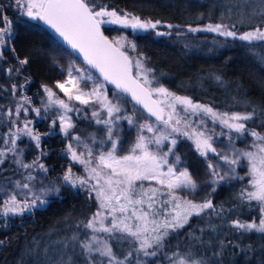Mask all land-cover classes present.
Here are the masks:
<instances>
[{"label":"trees","instance_id":"obj_1","mask_svg":"<svg viewBox=\"0 0 264 264\" xmlns=\"http://www.w3.org/2000/svg\"><path fill=\"white\" fill-rule=\"evenodd\" d=\"M14 3L15 0H0V18L7 16L12 30L7 47L0 49V80L6 79L10 85H16L15 96L21 99L26 96L32 107L41 108L40 117L35 112H29L26 118L23 112L20 114L17 126L24 118L31 119L32 127L41 134L40 148L31 145L26 149L25 144L23 148L29 149L30 153L37 151L34 154L39 155L53 179L62 177L70 167L81 175L79 165L72 163L67 155L66 141L57 123L55 128L52 127L54 113L62 110L43 111L47 98L43 85L56 92L55 82L66 75L68 60L74 56L39 22L20 16ZM98 3L145 20L161 21L156 30L135 34L127 31L126 34L136 45V51L130 48L126 51L133 62L141 55L146 58L144 63L153 69L157 78L154 86L162 85L176 95L189 97L194 103L208 105L217 112L252 113L255 109L253 118L245 123L264 134V40L248 42L188 31L189 27L209 23L227 25L237 35L257 28L264 31L262 0H98ZM101 28L107 37H115L121 31L118 26ZM156 31L170 35L157 36ZM22 59L29 63L21 65ZM107 91L112 97L116 93L108 88ZM58 96L62 98L60 94ZM123 100V112L133 123L121 119L115 123L113 133L127 145L136 124L149 117L131 101L124 97ZM75 107L82 111L70 112L75 124L73 133L86 141L103 140V127L94 124L81 106ZM7 126V120H4L0 123V131ZM50 132L51 135H46ZM180 138L172 153L174 159L180 158L178 167L188 169L197 179L204 178L208 171L205 158L192 142ZM248 140L247 136L235 138V143L246 145ZM42 152L45 154L41 155ZM246 172L247 167H241L237 173L243 179H225L213 186L201 183L195 192L178 190V195H187L197 203L211 200L215 212L208 209L199 216L193 215L182 228L170 231L163 241L164 248L156 257L139 258L143 264H169L166 254L170 256L177 251L182 254L191 251L195 258L203 259L207 264H264V233L242 232L232 227L235 220L249 223L260 219L257 202L252 201L250 206L246 199H240L242 189L248 187ZM61 192L43 207L34 208L20 217H10L6 225L0 218V264H51L61 256L65 261L70 258L72 264H86L79 241L91 235L84 224L99 210L96 193L87 186L82 190L78 185L76 188L64 187ZM74 235L77 237L75 242L71 240ZM102 235L113 247L127 245L126 236L116 239L114 237L121 235L100 232Z\"/></svg>","mask_w":264,"mask_h":264},{"label":"snow or ice","instance_id":"obj_2","mask_svg":"<svg viewBox=\"0 0 264 264\" xmlns=\"http://www.w3.org/2000/svg\"><path fill=\"white\" fill-rule=\"evenodd\" d=\"M15 5L22 15L31 20L42 21L73 52L79 53L90 69H95L99 73V77H96L90 71L70 67L66 79L56 81L54 86L64 93L68 102L60 98L52 87L43 85L47 96L43 111L48 113L57 108L62 110L54 113L52 127L55 128L58 120L60 133L69 140L67 153L74 163L84 166L85 175H74L70 167L63 175L62 182L73 188L77 185L87 186L88 189L95 191L99 202V210L84 224V227L93 233L104 232L109 235L118 231L123 235L114 238L131 237L138 244V247H133L121 258L106 241L98 239L95 235L89 236L86 240L79 241L82 254L88 258V264H130L133 252L137 253L136 264H143L139 255L156 257L164 248L163 241L170 231L182 228L193 215L199 216L208 209L215 212L214 205L209 199L197 203L187 195L177 194L178 190L182 189L195 192L198 186L187 170L179 171L177 174L175 166L168 160L177 144L173 134L192 140L197 152L206 160L210 161L208 153L211 152L229 166L223 168L219 163L211 161L208 163V168L212 170L213 183H219L226 178L243 179L244 177L236 175L235 166L242 161L247 162L248 187L242 189L240 199H246L250 206L252 201H256L260 219L258 223L255 219L249 223L235 220L232 221V227L242 232L264 233V134L249 128L245 123L253 118L255 109L252 113L217 112L208 105L194 103L189 97L176 95L162 85L154 86L157 78L153 75V69L144 63L146 58L141 55L133 62V58L125 50L130 48L136 51V45L123 36L109 40L101 30L102 25H119L122 28H131L133 33L148 32L150 29L156 30L161 21L145 20L122 10L118 12L110 9L107 4H99L98 0H15ZM261 7L264 11V0ZM0 23L3 24L0 27V47H3L10 42L11 22L7 16H3L0 18ZM166 27L171 28L172 25ZM188 31L212 32L222 37L248 42L264 40V31L259 28L237 35L235 31L229 30L227 25L220 23H209L203 28L189 27ZM156 35L164 36L170 33L156 31ZM19 63L26 65L29 61L22 59ZM17 71L19 72V69ZM100 77L107 84L114 85L119 93L131 95L137 104L145 108L149 116L155 117L158 124L162 125L158 127L150 123L141 124L136 142L130 147L127 155L117 154L118 138L113 139L111 125L121 119H127L129 124L133 121L131 117L122 115V103L125 102L123 97L113 93L115 102L110 100L104 91V84L100 82ZM217 79L219 80V77ZM89 84H91L90 88ZM20 87L23 88V85ZM12 91L15 95L16 85H13ZM71 101L78 102L85 108L91 107V115L95 122L108 126V140L112 145L110 150L100 151L96 155L92 148L84 144L87 158L85 152L77 151L72 141H76L77 145L82 141L79 135L71 132L75 124L68 113H79L82 109L74 107L69 103ZM95 105H99V110ZM21 112L24 117H27L29 112H35L37 117H40L41 108L32 107L31 100L25 96L15 108L16 120L11 119L12 112L7 113L9 131L0 136L2 141L0 165H3L11 154L14 157L12 163L17 169L31 171H27V175L20 173L24 176V180H13L11 177L0 179V218H3L5 225L10 217L23 216L34 208L43 207L48 202L46 199L48 196L58 195L61 190L60 182L44 183L45 177L33 175L37 169L45 174L48 171L45 165L40 163L39 157H36L32 163H27L22 158L23 149L18 148L17 141L21 136H27L35 142L37 148H40L41 134L32 127L31 119L23 120V128L17 126ZM102 112L107 113V118L102 116ZM201 114L211 118L213 124L219 122L222 129L228 130L227 133L220 132L218 135L234 132L239 137L251 136L253 138L249 145L251 150L230 147L231 155L219 151L214 146L213 134L206 129L192 126L195 121H192L190 116L197 117L199 123L204 124ZM0 123H4L3 114H0ZM182 124L183 128H181ZM12 127H16L15 132L11 131ZM145 130L153 133V136L147 137L141 134ZM51 134V132L46 133V135ZM228 139L230 146L234 144L235 138L228 135ZM165 141H168L172 147L160 154V146ZM153 144L156 150L150 148ZM179 159L177 156L176 163H179ZM165 165H168L167 170L163 171ZM37 179L42 181L39 186L36 184ZM92 181H95V184H92ZM143 181H155L160 187H145ZM137 182L141 183L138 185ZM158 204L162 207L157 208ZM105 211L111 216L110 226L104 224L107 218ZM117 213L120 215L117 216ZM71 240L75 242L77 237L74 235ZM64 246L67 247V243ZM47 251L45 249L46 254ZM97 256L101 258L99 261ZM166 259L169 264H207L205 260L195 258L191 251L183 254L177 251L170 256L166 254ZM49 260L51 261V258ZM51 264H72V261L70 258L65 261L61 256L59 260L51 261Z\"/></svg>","mask_w":264,"mask_h":264},{"label":"rangeland","instance_id":"obj_3","mask_svg":"<svg viewBox=\"0 0 264 264\" xmlns=\"http://www.w3.org/2000/svg\"><path fill=\"white\" fill-rule=\"evenodd\" d=\"M15 5V3H14ZM15 8L17 9L18 13L20 16H22L23 18L25 19H28V20H31L29 19L27 16H24L21 14V11L16 7L15 5ZM31 21H35V22H39V20H31ZM3 24L0 23V27H2ZM114 27V26H118L121 31L117 33V35H115V37H109L110 40H113L115 38H120L121 36L123 37H126V40L129 41V38L126 36L127 34V31L128 33L130 34H135L133 33L132 29L131 28H122L120 27L119 25H102L101 27ZM206 25H203L202 27H193V28H203L205 27ZM201 32H204V31H201ZM11 33H12V30H11ZM194 33V32H193ZM208 33H211V34H214L216 36H219L218 34L216 33H212V32H208ZM222 37V36H220ZM7 47V43L5 44V46L3 47H0V49H5ZM127 49V48H126ZM125 49V50H126ZM68 65L66 67V75L63 77L62 80L66 79L67 77V72H68V69L70 67H74V68H80L81 70L83 71H89V69L83 65V63L78 60L77 58L73 57V58H69L68 60ZM91 72V71H90ZM92 73V72H91ZM7 74V73H6ZM78 75V73H76ZM101 82V81H100ZM56 83V82H55ZM102 83V82H101ZM103 84V83H102ZM55 86V85H54ZM91 87V84H89V88ZM12 88H13V85H10L9 82L6 81V79H4L3 81L0 80V114H3V120H7L9 119V117L7 116V113L8 112H12V116H11V119L14 120L16 117V114H15V108L17 106L18 103H21L23 101V99L18 98L17 96L13 95V91H12ZM56 92L58 94L61 95V97L63 99H65L66 102L67 101V97L64 96V93L63 92H60L59 89H56ZM104 91L106 92V94L108 95L109 99L110 100H113V97L111 96V94L107 91V88L104 86ZM157 99H162V97H157ZM47 102V98L45 99V103ZM113 102H115V100H113ZM71 104H73V106L75 107L76 105H79L78 102H75V101H71L69 102ZM81 106L83 109H85L86 111V114H87V117L89 115V117L91 118L90 120L93 121L94 124H97L95 122V119L92 117L91 115V107H88V108H85L84 106L82 105H79ZM123 106H124V103H122V115L124 116H127L124 112H123ZM24 107H28V105H24ZM95 107L97 108V110H99V105H95ZM178 109H179V106H177ZM181 111V114L183 115V112H182V109L180 110ZM190 115V114H189ZM68 116L72 117L70 113H68ZM102 116L107 118V113L106 112H102ZM203 120H204V124H200L197 117L195 116H190V119L192 121H195V123H193V127H199L200 129L202 130H207L210 134H213V143H214V146H216L218 148L219 151L225 153V154H228V155H231V151H230V147L231 148H235V149H241V150H244V149H248V150H251L249 149V145L251 144L252 142V137L251 136H247L249 138L248 142L246 143V145H237L235 142L234 144H232L231 146L229 145V139H228V135H231L233 138H240L238 136V134L236 133H229L228 135H218L220 132H225L227 133L228 130L227 129H222L219 122H216L215 124H213L211 118L209 117H206V116H203V114H201ZM128 117H130L128 115ZM26 118V117H25ZM24 118V119H25ZM23 119V120H24ZM125 120V119H123ZM119 122V121H117ZM145 123H150L152 124L153 126H158V127H162V125H159L157 122L155 121H151L149 118H142L141 121L139 123L136 124V126L134 127L135 131H134V135L131 139V141L129 143H127V145H124L119 139H118V143H117V154L118 155H127L128 154V151L130 149V147L136 142V139H137V135L139 133V126L141 124H145ZM103 127L104 129V132H103V135L105 136L103 140L99 141V142H93V141H89V140H85L83 139L82 137L81 138V141L82 143L77 145V142L76 141H72L73 145L77 148V151L78 152H85V158H87V150L84 148V144H87L90 148H92L94 150V153L96 155L99 154L100 151H107V150H110L111 149V141L108 140V132H107V128L108 126L104 125V124H99ZM115 125V124H114ZM114 125H111L112 128H113V131H114ZM57 126L59 127V121L57 120ZM19 128H23L24 127V124L22 122V124L20 126H18ZM106 128V130H105ZM181 128H183V124L181 125ZM214 130V132H213ZM9 131V126L5 127L2 131H0V136H3L4 133L8 132ZM11 131L15 132L16 131V127H12L11 128ZM71 132L73 133V129H71ZM62 134V133H61ZM74 134V133H73ZM147 137H151L153 136V133H148L146 130L141 133ZM74 135H77V134H74ZM113 135V139H117L118 136L114 133H112ZM62 136L64 137V135L62 134ZM174 138L178 139L180 137L178 136H175V134H173ZM65 138V137H64ZM24 139V140H23ZM180 139H186V140H189L188 138L186 137H183L181 136ZM65 141H66V148H67V145L69 143V140L67 138H65ZM190 142L193 143L192 140H189ZM25 144V147L26 149L27 148H30V146L32 145V147H35V142L31 141L29 137L27 136H21V138L17 141V146L19 149H23V159L25 162L27 163H32V161L36 158V157H39V155L36 153L34 154L35 152L37 151H33L32 153H30V150L28 149V151L23 148V145ZM194 144V143H193ZM0 145H2V141H0ZM195 145V144H194ZM6 147V146H5ZM169 147H172V145L168 142V141H165L163 142V144L160 146V154H162L164 151H167V149ZM150 148H152V150H156V146L153 144V145H150ZM67 152V151H66ZM68 157L70 158V154H68ZM208 157L210 158V161L213 162V163H219L223 168H227L229 167L228 165L224 164V162L222 160L219 159V156L213 154V153H208ZM13 156L11 154L8 155V159L5 161V163L3 165H0V169H3V171H0V179H3V178H6V177H11L13 180H16V179H19V180H24V176L20 175V173H24V175H27V171H31V170H24V169H17L16 165L12 163V160H13ZM71 159V158H70ZM168 160L170 162V164H173L175 166V170H177V174L179 171H184V170H187L189 175L193 178V180L197 183V186L199 187L201 183H204L206 185H211L213 186L215 183H213V176H212V170L208 168V171H207V176H205L204 178L202 179H197L195 177V175H193L192 172H190L188 169H185V168H180L178 167L177 164L179 163H176V158L174 159L173 158V155L170 154L169 157H168ZM209 160H206L205 159V162L206 164H208L210 162ZM40 163H42L40 161ZM72 163H74L72 161ZM74 164H78L79 165V169H80V172H81V175H85V172H84V166L79 164V163H74ZM167 166L168 165H165L162 170L163 171H166L167 170ZM46 167V166H45ZM236 175L238 176V173H237V170L238 169H241V167L243 168H246L247 167V162L246 161H242L241 164L239 165H236ZM68 170V168H67ZM66 170V171H67ZM73 171V170H72ZM74 175H77V176H81L79 173H77L76 171H73ZM65 174V173H64ZM223 174V173H221ZM33 175H36L38 177H45V179L43 180L44 183H48V182H51V181H57V182H60L61 183V189L64 188V187H69L71 188L72 186L71 185H64L63 182H62V177L60 178H51L48 171L47 173H43V172H40L38 169L36 172L33 173ZM228 179V178H226ZM231 180V179H230ZM41 180L40 179H37L36 181V184L37 186H39L41 184ZM92 184H95V181H92L91 182ZM141 182H137V184L139 185ZM145 187H148V186H153V187H157L159 188L160 186L156 184L155 181H143L142 182ZM79 187H81L80 185H78ZM197 187V189H198ZM84 187H81V189L83 190ZM186 191H190V190H186ZM61 190H60V193L58 195H51V196H48L46 199L47 201L50 200V199H54V198H57L60 194H61ZM117 216H119L120 214L117 213L116 214ZM105 216L107 217L105 220H104V224L105 226H110L111 225V216L108 215L107 211H105ZM16 217H20V216H16ZM14 218V217H12ZM93 217H91L92 219ZM90 220V219H89ZM259 221H257L258 223ZM97 227H99V225H97ZM114 233H118L119 235H123L121 234L120 232L116 231ZM89 234H91L90 236L92 235H95L98 239L100 240H103V241H106L108 243V241L102 236H100V232H97V233H93L91 230L89 232ZM114 236V235H113ZM124 237V236H123ZM127 237V236H126ZM127 245H125L126 247H121L120 245H118L117 247H113V244H110L108 243V245L110 247L113 248V251L121 258H123L124 255H126L129 251L132 250L133 247H138V244H136V242L133 240V238L131 237H127ZM143 257L142 254L139 255V258ZM136 258H137V253L133 252V255L132 257L130 258V264H136ZM101 258L99 256H97V260L99 261ZM87 262L86 264H88V258H86Z\"/></svg>","mask_w":264,"mask_h":264},{"label":"water","instance_id":"obj_4","mask_svg":"<svg viewBox=\"0 0 264 264\" xmlns=\"http://www.w3.org/2000/svg\"><path fill=\"white\" fill-rule=\"evenodd\" d=\"M39 24L40 26L49 34L51 35L54 39H56V41L62 45L66 50H68L70 52L71 55H73L75 58H77L78 60H80L83 65H85L89 71H91L96 77H99V73L96 72L95 69H90L89 66L84 62L83 60V57L80 56L79 53L77 52H73L71 48H69L66 44L63 43V41L58 37L56 36V34L51 30L49 29L46 25L43 24L42 21H39ZM102 30V28H101ZM103 32V31H102ZM104 34V33H103ZM105 35V34H104ZM106 36V35H105ZM107 37V36H106ZM109 39V37H107ZM110 40V39H109ZM100 81L104 84V86L108 89H110L111 91H114L116 92L117 94L119 93L116 89H115V86L112 85V84H107L106 82L103 81L102 77H100ZM120 95H122L128 102L131 101L137 108L139 111L145 113L151 120L156 121L155 117H152V116H149L148 112L145 110V108L140 105V104H137L131 97V95H128V94H125V93H119Z\"/></svg>","mask_w":264,"mask_h":264}]
</instances>
